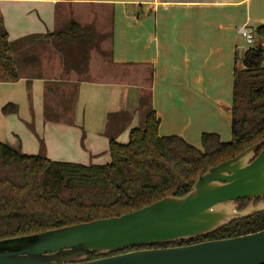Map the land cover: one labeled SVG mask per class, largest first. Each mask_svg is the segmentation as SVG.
<instances>
[{"label":"crops","instance_id":"1","mask_svg":"<svg viewBox=\"0 0 264 264\" xmlns=\"http://www.w3.org/2000/svg\"><path fill=\"white\" fill-rule=\"evenodd\" d=\"M59 7L63 9L62 20H58ZM78 7L90 9L87 19L72 16ZM21 15L30 20H22ZM0 19L10 42L54 33L70 22L90 26L101 37L100 47H108L107 55L97 59L90 54L84 78L83 74L62 70L52 80L42 76L39 67L40 77L29 83L22 78L14 84H0V88L21 85L25 94L24 101L4 94L0 97V122L9 124L13 120L18 114L13 103L18 102L27 107L26 116L29 111L34 114L30 122L40 131L43 127L44 134L43 138L34 131L31 149L26 151L9 145L1 135L0 142L20 154L37 155L41 140L50 161L103 166L110 162L105 136L107 116L128 115V125L116 138L117 143L126 144L129 131L141 123L139 102L145 90L159 118L158 135L177 136L200 148L194 138L201 139L203 133L212 131L204 129L202 112L214 81L212 72L222 67L220 59L225 58L228 64L233 57L240 38L238 29L244 27L254 34L255 28L264 23V0H0ZM73 76L74 81L70 80ZM56 84L69 89L72 87L68 85L74 84L75 88L53 112L47 101L50 86ZM6 104L15 105L16 114L4 116L1 109ZM222 109V117L229 121L226 115L231 106L221 102L218 111ZM46 112H52L48 115L53 121L46 119Z\"/></svg>","mask_w":264,"mask_h":264},{"label":"trees","instance_id":"2","mask_svg":"<svg viewBox=\"0 0 264 264\" xmlns=\"http://www.w3.org/2000/svg\"><path fill=\"white\" fill-rule=\"evenodd\" d=\"M254 35L260 46L247 49L240 59L235 57L228 143L213 133L201 135L199 149L177 136L160 137L159 118L149 95L140 98L141 123L129 131L126 144L117 143L116 138L128 125V115L107 116V165L50 161L41 140L37 155L20 154L0 142V240L120 217L169 196L183 197L208 169L262 141L264 23L255 28ZM33 40L51 41L61 58L63 72L82 75L87 72V51L98 48L101 37L90 26L70 22L57 32L10 42L0 19V84H14L22 78L29 83L40 77L38 58L29 53L36 43ZM75 49L79 59L72 58L71 50ZM101 56L105 57V53L101 52ZM16 112L13 104L1 109L4 116ZM48 114L45 113L46 119L53 121ZM263 229L264 212L233 221L189 243L229 239ZM145 248L150 247L112 252L104 257ZM92 259L95 258L89 260Z\"/></svg>","mask_w":264,"mask_h":264},{"label":"water","instance_id":"3","mask_svg":"<svg viewBox=\"0 0 264 264\" xmlns=\"http://www.w3.org/2000/svg\"><path fill=\"white\" fill-rule=\"evenodd\" d=\"M226 117L231 122V111ZM263 198L264 139L208 169L183 197L169 196L120 217L0 240V264H264V229L185 247L104 257L209 235L264 212L263 202L241 211L235 205Z\"/></svg>","mask_w":264,"mask_h":264},{"label":"rangeland","instance_id":"4","mask_svg":"<svg viewBox=\"0 0 264 264\" xmlns=\"http://www.w3.org/2000/svg\"><path fill=\"white\" fill-rule=\"evenodd\" d=\"M8 11V10H6ZM58 12V20H62L63 16V9L59 7L57 10ZM92 11V10H91ZM90 9L88 10L86 7H78L73 10V17L77 20H85L88 18ZM93 12V11H92ZM8 13H10L8 11ZM22 20H30L29 18L23 19V15H21ZM19 18V19H21ZM73 18V19H74ZM103 20L106 19V16L103 14L102 16ZM8 19V18H7ZM13 19V18H12ZM9 20V19H8ZM89 20V19H88ZM62 29V28H61ZM250 29V28H248ZM240 38L237 40L235 44V50L233 57H237L240 59L247 49L255 48L256 46H260V40L256 35L254 36V42L253 44H247L245 39L239 34ZM106 46V45H105ZM103 48V46H102ZM100 47V43L98 44V48L91 49L88 52V60L86 62L87 68H88V62L90 56H96L97 59H99L101 56V52L105 53V56L107 55L106 50H108V47H104V50H102ZM29 53L37 56L38 58V65L40 67V70L42 72V76L44 75L48 79L55 80L58 78V75L63 70V65L61 63V58L59 54L55 51L53 45L51 44V41L45 40L41 42H36L32 48L29 49ZM71 53L73 54L72 58L79 59V52L75 50H71ZM91 54V55H90ZM233 57L231 60L226 64L225 58L220 59V61L223 63L222 67L217 70H214L212 72L211 77L213 78V83H211L210 88H208V100L203 103L202 112H203V126L206 130H212L209 132H215L220 136V139L223 141V143H227L231 140V125L229 121H226V118L222 117V112L224 113V110H221V113L218 111V108L220 106V103L222 102L224 105L231 106L232 104V81H233ZM237 67L241 68L240 63L237 64ZM89 69V68H88ZM88 69L86 71H88ZM89 74V73H88ZM84 75L87 76V73H84L82 75V78H84ZM222 77V81L220 82V78ZM74 81V78L72 77ZM54 86H50V95L49 100L47 101L48 107L50 111H58L60 108V104L64 103V99L68 100L67 98H70V94L72 96V93L74 91V84L68 85L72 87L66 88L64 86L57 87V84ZM30 89H26V92L28 93V102L30 101ZM148 91L145 90V96H148ZM147 93V94H146ZM6 95L7 97H11L17 99H20L19 101H24L25 94H24V88L21 85L11 87V88H0V97L3 98L2 95ZM67 102V101H66ZM201 104L202 102L199 101ZM18 107V114L15 117H12V121H10L9 124H4L0 122V135L1 137L7 141V143L13 147H20L21 151H26L28 149H31V136L33 135L34 131L41 134L44 138L43 134V127H41V131L38 129V126H36V123L30 122L33 115L29 116L27 115L28 109L26 106L22 105L21 103H13ZM208 106V108L206 107ZM223 106V105H222ZM201 108V106H199ZM35 106L32 108V112H35ZM52 113V112H49ZM36 114V113H35ZM37 115V114H36ZM54 116H57L54 115ZM31 117V118H29ZM70 120H67V123H69ZM70 124V123H69ZM105 131L107 132V125L105 128ZM105 132V133H106ZM207 132V133H209ZM122 139L126 141V135L122 136ZM196 140V147H200V138L195 137ZM8 146V145H7ZM10 147V146H9ZM11 148V147H10ZM103 157V156H101ZM236 209H238V205L235 203ZM249 206V205H248ZM247 206V207H248ZM246 207V208H247Z\"/></svg>","mask_w":264,"mask_h":264},{"label":"flooded vegetation","instance_id":"5","mask_svg":"<svg viewBox=\"0 0 264 264\" xmlns=\"http://www.w3.org/2000/svg\"><path fill=\"white\" fill-rule=\"evenodd\" d=\"M263 202L264 203V198L263 199H245L242 201H238L236 202V204L238 205V211L244 210L248 205L252 204L253 206H256L258 203ZM258 214V213H256ZM255 215V214H254ZM202 242H206V241H202ZM202 242H193V243H189V241H185V242H177L174 244H171L169 246H163V247H152V248H145V249H159V248H176V247H185V246H189V245H193V244H198V243H202Z\"/></svg>","mask_w":264,"mask_h":264},{"label":"built area","instance_id":"6","mask_svg":"<svg viewBox=\"0 0 264 264\" xmlns=\"http://www.w3.org/2000/svg\"><path fill=\"white\" fill-rule=\"evenodd\" d=\"M238 33L243 37V39H245L247 44H253L255 35L252 32L242 27L238 29Z\"/></svg>","mask_w":264,"mask_h":264}]
</instances>
